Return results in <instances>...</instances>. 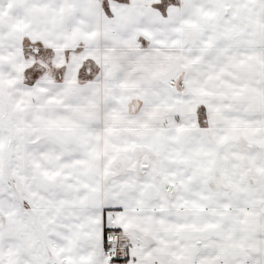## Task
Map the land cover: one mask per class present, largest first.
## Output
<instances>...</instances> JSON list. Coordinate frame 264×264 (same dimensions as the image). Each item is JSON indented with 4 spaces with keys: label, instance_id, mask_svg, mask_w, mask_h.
Here are the masks:
<instances>
[{
    "label": "snow or ice",
    "instance_id": "1",
    "mask_svg": "<svg viewBox=\"0 0 264 264\" xmlns=\"http://www.w3.org/2000/svg\"><path fill=\"white\" fill-rule=\"evenodd\" d=\"M0 264H264V0H0Z\"/></svg>",
    "mask_w": 264,
    "mask_h": 264
}]
</instances>
